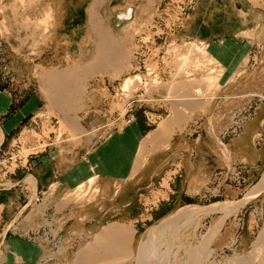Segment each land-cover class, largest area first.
<instances>
[{"label": "rangeland", "instance_id": "obj_1", "mask_svg": "<svg viewBox=\"0 0 264 264\" xmlns=\"http://www.w3.org/2000/svg\"><path fill=\"white\" fill-rule=\"evenodd\" d=\"M91 1L0 0V88L7 89L16 103L29 95L36 103L33 116L18 132L11 148L0 149V199L13 186L12 172L19 168L20 158L27 157L28 152H35L50 141L61 146L84 139L90 145L119 125H125V110H132L134 121L147 122L144 127L148 129L164 128L167 122L172 124L165 144H169L173 136V140L183 135L191 140L196 134L204 139L218 135L223 140L229 134H236L241 119L264 99L260 98L264 95V0H102L94 7L95 17L106 35L117 41L115 46L123 58L118 70L106 66L105 72L86 69L96 55L97 39L87 14ZM125 8L131 9L132 17L120 21L119 12ZM56 11L67 13L55 34ZM193 11L204 12L207 18L220 17L222 33L212 38L183 35V25ZM211 22L218 26L217 22ZM81 23V29L76 30ZM217 44L219 48L213 51L212 47ZM196 47L201 51H196ZM47 71L58 74L57 79H66L60 80L66 84V91L64 99L58 103H51L43 93L42 77ZM126 77L131 80L121 90ZM57 79L50 80V84ZM69 121L77 125L76 130ZM215 123L220 124L221 129L213 130ZM170 165L171 170L161 181L166 187L168 178L175 172L172 169L175 166ZM257 180L233 199L247 193ZM81 184L69 197L78 202L97 197L94 179ZM23 185L31 187L30 183ZM154 186L149 188L151 197L143 199L148 209L141 216L142 220L137 221L136 226H128L134 229L127 245L130 251L125 250L127 257L120 264H202L206 250L217 253L206 258L203 264H214L211 261L215 259L216 264H223L229 255L249 245L262 224L263 193L226 213L214 210L207 214L192 213L194 215L189 217L192 205H185L176 212L180 207L178 202L164 200L166 194ZM32 197L35 201L31 198L32 208L26 212L36 218L40 212L36 204L39 200L36 195ZM233 199L194 195L184 203L207 205ZM25 200L20 195L19 203L24 204ZM152 206L156 209L150 208ZM172 213L175 220L171 218L166 222V217ZM33 223L35 229L41 225L36 219ZM111 223L120 222L106 225ZM63 224L60 226L62 234L69 229V219ZM157 224L159 226L149 234ZM52 232L57 235L56 230ZM93 237L72 243L63 241V237L56 242L54 237L45 244L40 263L104 264V260H108L107 264H115V259L118 261L121 255L117 251L108 250L109 254L96 246L94 255L101 253L100 257L92 255L91 251L92 256L88 257L86 251ZM144 241L147 242L141 245ZM204 242L207 244L205 253L198 251V254L194 248ZM263 253L264 244L252 264H256ZM13 264L22 262L15 260Z\"/></svg>", "mask_w": 264, "mask_h": 264}, {"label": "crops", "instance_id": "obj_2", "mask_svg": "<svg viewBox=\"0 0 264 264\" xmlns=\"http://www.w3.org/2000/svg\"><path fill=\"white\" fill-rule=\"evenodd\" d=\"M66 13L56 11L55 34ZM211 21L217 22L218 26ZM82 25L78 24L76 30ZM183 26V35L195 34L204 38L220 35L223 30L220 17L207 18L204 12L197 11L190 12ZM35 106L32 95L16 103L7 89L0 88V149L11 148L18 132L33 116ZM263 123L264 99L241 119L236 134H229L223 140L218 135H214L215 139H204L196 134L191 140L184 135L173 140V136L169 144H165L172 124L167 122L164 128L148 129L144 127L147 122L133 121L119 125L90 145L84 139L61 146L54 141L46 142L37 151L20 158L19 168L10 177L14 180L13 186L0 199V264H13L15 260L22 264H36L45 253V244L54 237L56 242L63 237V241L72 243L93 237L112 221L126 227L136 226L148 209L143 199L151 197L149 188L153 185L166 194L164 200L177 201V206L185 204L184 200L196 195V190H201L209 182L218 189L215 198H236L256 178L259 179L264 170V138L259 144L253 141ZM70 126L77 129V125ZM213 126L215 131L221 129L220 124ZM151 133H155L152 135L156 138ZM149 137H153V141H149ZM217 137L228 149L231 164L245 165L241 169L246 178L243 187L221 183L224 163ZM144 139L149 142L144 143ZM170 164L175 166L172 168L175 172L168 178L166 187L161 181L171 170ZM91 179L98 189L96 198L78 202L69 197L78 185ZM25 183H30L31 187L26 188ZM20 195L26 199L24 204L18 201ZM35 195L40 210L36 218L26 212L31 210L30 200H34L32 196ZM150 208L156 209L154 206ZM67 218L69 229L62 234L61 227ZM34 219L41 223L38 229H35ZM55 230L57 235L52 232Z\"/></svg>", "mask_w": 264, "mask_h": 264}, {"label": "bare ground", "instance_id": "obj_3", "mask_svg": "<svg viewBox=\"0 0 264 264\" xmlns=\"http://www.w3.org/2000/svg\"><path fill=\"white\" fill-rule=\"evenodd\" d=\"M102 0H92L91 1V3H90V5H89V7H88V9H87V14H88V23L90 24V26H91V28L95 31V36H96V41H95V43H94V45H95V53H96V55H95V60L94 61H90V62H92V63H89L88 61H87V63H89V64H87L86 65V69L88 68V69H96V70H99V71H103V72H105V70L104 69H106V66H112L113 68H115V69H119V67L121 66V61H122V54H121V52H120V50L118 49V47L117 46H115L116 45V43H117V41H115V40H113V39H110L107 35H106V33H105V31H104V29H103V27L101 26V23L99 22V21H97V19H96V17H95V13H94V7L97 5V4H99L100 2H101ZM132 16H131V9L129 8L128 10H127V8H125L122 12H119V15H118V18H119V20L120 21H127V20H129L130 18H131ZM129 23V22H128ZM218 44H219V42H218ZM216 45V46H214V47H212V49H213V51L215 50H217L218 48H219V45ZM197 46V45H196ZM202 47V46H201ZM202 49V48H201ZM199 51L200 50V48H197L196 47V51ZM201 51V50H200ZM92 57H93V55H91ZM90 60H92V59H90ZM112 68V72H114V69ZM83 69H85V68H83ZM87 69V70H88ZM108 70V69H107ZM116 71V70H115ZM111 72V73H112ZM108 73V72H107ZM58 75V74H57ZM57 75L55 74V73H53V72H45L44 74H43V77H42V85H41V87H42V90H43V93L45 94V96L48 98V100L51 102V103H58V102H60V101H62L63 99H64V95H65V91H66V84L63 82L64 80H66V79H64V77L63 78H59V79H57ZM55 79H57L55 82H53V83H51L50 84V80H55ZM63 79V81H60V80H62ZM130 77H126V78H124V80H123V82L121 83V90H123V88H126L127 86H128V83L130 82ZM184 85V84H183ZM177 86V85H176ZM180 86V85H179ZM185 87V86H184ZM176 88V87H175ZM180 88H182V87H180ZM179 88V89H180ZM185 89V88H184ZM173 90H175V89H173ZM183 90V89H182ZM250 96H251V94H249ZM188 97V96H187ZM249 97V96H248ZM260 98H264V95H260ZM179 99V98H178ZM192 99V98H191ZM179 101V100H178ZM183 101V100H182ZM70 122V124H74V122L73 121H69ZM264 124V123H263ZM210 127V126H209ZM212 128V127H211ZM208 129V128H207ZM212 132V131H211ZM213 133V132H212ZM152 134H154L155 135V133H151V136H154V135H152ZM213 135V134H212ZM150 136V135H149ZM150 136V137H151ZM157 136V138H158V136L159 135H156ZM149 137V141L150 140H152L153 141V139L152 138H150ZM155 137V136H154ZM213 138L215 137L214 135L212 136ZM156 138V137H155ZM215 139V138H214ZM217 139V141L220 143V147H221V152H222V156H220V157H222L223 158V160H222V158H221V160L223 161V163H224V166H227V167H230V165H231V162H230V156H229V154H228V149H226L225 148V146H224V144L218 139V137L216 138ZM146 139H144V143H147V142H149V141H145ZM155 142V141H154ZM141 143H142V141H141ZM151 144H152V142H151ZM153 146V145H152ZM152 146H151V148H152ZM218 146V145H217ZM220 147H218V148H220ZM215 149V148H214ZM219 156V155H218ZM219 157V158H220ZM222 163V164H223ZM197 173V172H196ZM202 177V176H201ZM209 177V176H208ZM201 182V181H200ZM206 182V181H205ZM201 184V183H200ZM83 184H81V185H79V186H82ZM89 185H90V183H89ZM193 186V185H192ZM76 188H78V187H76ZM198 188V187H197ZM194 189H195V186H194ZM199 190V189H198ZM196 192H198L197 190H196ZM259 193H263L264 194V171L262 172V174H261V176H260V178L257 180V182L247 191V193H245L244 194V196H243V198L242 199H239V200H237V201H228V202H214V203H212L210 206H199V205H195V204H193L192 206H191V209L189 210V213L190 214H187V216H193L194 214H196L197 212H202V213H204V214H207L208 212H212V211H214V210H221L222 212L224 211L225 213L226 212H228V211H230L231 209H233V208H235V207H240V206H242V205H244V203L247 201V200H249V198H251V197H254L255 195H257V194H259ZM220 204H222V205H220ZM223 204H225V206L223 205ZM182 207H184V206H182ZM182 207H180V208H182ZM180 208L179 209H177L176 210V212L177 211H179L180 210ZM187 211H188V209H187ZM175 212V213H176ZM185 212V211H184ZM186 213V212H185ZM192 213H194V214H192ZM185 215V214H184ZM183 215V216H184ZM176 216V215H175ZM173 217V213L171 214V215H169L168 217H166V222H169V220L171 221V218ZM182 217V216H181ZM173 219V218H172ZM173 220H175V219H173ZM190 222V221H189ZM194 222V221H193ZM197 222H195V224H196ZM187 225V224H186ZM159 225L157 224V225H155V226H153L151 229H150V231H149V234H150V232H151V230H154L156 227H158ZM191 226H193V225H191ZM188 228V227H187ZM191 228V227H190ZM208 228V227H207ZM215 228V227H214ZM133 228H127L126 227V225L125 224H121V223H111V224H108V225H106L105 227H103L101 230H100V232H98L97 234H95L94 235V237H93V241H92V243H91V245L89 246V250H87L86 252L88 253V257L90 258V256H92V255H94V251H96V249H98L97 247H100L101 248V250H105L106 252L109 250V251H117V252H119L121 255H119L120 257H118V261H116V259H115V264H120L121 262H122V260H123V258L125 257H127V256H125V250L127 249V245H128V243H130L129 242V240H130V236H131V233H133ZM209 230V229H208ZM215 229H213L211 232H213ZM215 232H217V231H215ZM200 235V234H199ZM205 236V235H204ZM262 236V237H261ZM260 237V243H262V244H264V231H263V233H262V235H261ZM207 238H208V236H207ZM178 239V238H177ZM147 242V241H146ZM145 241L143 242V244H141V245H144L145 243H146ZM200 243V242H199ZM98 245H100V246H98ZM207 245V244H206ZM206 245H205V242L204 243H202L201 245H199L198 247H196V248H194L195 250H197L196 252H198V251H200L201 253H203L204 251L203 250H205L206 249ZM97 246V247H96ZM259 246H261V245H257V248H259V251L261 252L262 251V247H259ZM96 247V248H95ZM141 247V246H140ZM95 248V250H93ZM104 248V249H103ZM101 250H99V251H101ZM127 250H129V249H127ZM195 250H193L194 251V254H195ZM89 251H91V253H93L92 255H91V253H89ZM105 251H103V252H105ZM108 251V253L110 254V252ZM130 251V250H129ZM258 251V253H260ZM97 252H98V250H97ZM96 252V253H97ZM102 252V251H101ZM200 252H198V254L200 253ZM85 253V252H84ZM155 253H157V252H155ZM205 253V252H204ZM211 253V254H210ZM215 253H217L216 251H214L213 253H212V251H207L206 250V254L205 255H203V254H201L200 256H202L203 255V258H202V264L203 263H205V260H206V258H208L209 256H216V255H214ZM101 254V253H100ZM99 254V255H100ZM106 255H107V253H105ZM104 253L102 254L103 256H106ZM118 254V253H117ZM116 254V255H117ZM126 254H127V252H126ZM193 254V253H192ZM95 255H98V254H95ZM94 255V256H95ZM98 255V256H99ZM87 256V255H86ZM93 256V257H94ZM109 256V255H108ZM111 256H112V259H113V255L111 254ZM150 256V255H149ZM158 256V255H157ZM199 255H197V258L198 257H200ZM218 256V255H217ZM93 257H91V258H93ZM100 257V256H99ZM99 257H96V258H99ZM110 257V256H109ZM109 257H105V258H107V259H109ZM222 257V256H221ZM88 258V259H89ZM96 258H95V260H96ZM151 258V257H150ZM193 258H195V256L193 257ZM223 258V257H222ZM101 259H102V257H101ZM111 259V258H110ZM196 259V258H195ZM204 259V260H203ZM92 260H94V259H92ZM150 260V259H149ZM221 260V259H220ZM99 261V260H98ZM98 261H96V263H98ZM103 261V260H102ZM210 261V260H209ZM262 261V264H263V261H264V253H263V255L261 256V258H260V260L257 262V263H260ZM93 262V261H92ZM106 262H108V260L106 261V260H104V264H107ZM200 262V261H199ZM211 262H214V264H216L217 262H218V260L216 261V259H215V261H211ZM197 263H198V259H197ZM201 263V262H200ZM208 263V262H207ZM256 263V264H257ZM95 264V263H94ZM101 264V263H100ZM103 264V263H102ZM111 264V263H110ZM261 264V263H260Z\"/></svg>", "mask_w": 264, "mask_h": 264}, {"label": "built area", "instance_id": "obj_4", "mask_svg": "<svg viewBox=\"0 0 264 264\" xmlns=\"http://www.w3.org/2000/svg\"><path fill=\"white\" fill-rule=\"evenodd\" d=\"M133 102V101H132ZM131 102V103H132ZM125 124L132 123L135 118L132 110H125ZM264 138V124H262L261 129L258 130L254 136L253 141L255 144H259ZM245 168V165L242 164H231L230 167L224 166V172L222 177L220 178L221 183H228L229 185L232 184L233 187L239 188L243 187V184L246 183V178L244 173L241 172V169ZM218 189L213 187V182L207 183L201 190H198L196 195H199L201 198H215L217 197ZM42 258V257H41ZM42 260L40 259L38 264H41Z\"/></svg>", "mask_w": 264, "mask_h": 264}, {"label": "water", "instance_id": "obj_5", "mask_svg": "<svg viewBox=\"0 0 264 264\" xmlns=\"http://www.w3.org/2000/svg\"><path fill=\"white\" fill-rule=\"evenodd\" d=\"M264 171V170H263ZM262 174V173H261ZM261 176V175H260ZM259 176V177H260ZM256 183V182H255ZM254 185V184H253ZM252 185V186H253ZM260 194L254 196V197H251L249 198V200H247L244 205L253 200L254 198L258 197ZM244 196V195H243ZM243 196H241L239 199H242ZM233 199V198H232ZM239 199H236V200H231V201H237ZM215 202H218V201H215ZM219 202H228V201H219ZM214 203V202H212ZM212 203H209L207 205H199V206H210ZM185 205H193L191 203H187V204H184V205H181L180 207L182 206H185ZM197 205V204H196ZM243 205V206H244ZM178 207V208H180ZM242 207V206H241ZM240 207V208H241ZM176 211V210H175ZM264 231V214H263V221H262V224L257 232V234L255 235V237L251 240V242L249 243V245L241 252L239 253H235L234 255H229L226 260L224 261L223 264H252L253 261L256 259L257 255H258V251H259V248H257V245H261L259 247H262L263 244L260 243V238L262 237V233ZM261 236V237H260Z\"/></svg>", "mask_w": 264, "mask_h": 264}]
</instances>
